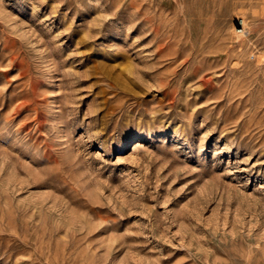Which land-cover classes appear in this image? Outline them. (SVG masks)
I'll return each mask as SVG.
<instances>
[{
    "label": "rangeland",
    "instance_id": "1",
    "mask_svg": "<svg viewBox=\"0 0 264 264\" xmlns=\"http://www.w3.org/2000/svg\"><path fill=\"white\" fill-rule=\"evenodd\" d=\"M0 264H264V0H0Z\"/></svg>",
    "mask_w": 264,
    "mask_h": 264
}]
</instances>
